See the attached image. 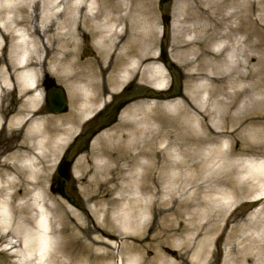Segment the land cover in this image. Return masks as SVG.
<instances>
[{"label": "bare ground", "instance_id": "1", "mask_svg": "<svg viewBox=\"0 0 264 264\" xmlns=\"http://www.w3.org/2000/svg\"><path fill=\"white\" fill-rule=\"evenodd\" d=\"M239 1L225 0L214 13H203L206 23L202 26L192 22L198 18V11L182 20L173 42V60L186 70L193 87L182 101L174 103L181 110V120L164 118L156 102L128 106L119 123L95 137L90 154L77 161L80 178L89 179L88 199L94 206L91 214L96 225L89 229L73 210L59 216L48 209L43 192L34 189L35 181L46 178L48 168L40 165L51 157L50 152L55 161L78 133L77 127L90 126V119L108 104L107 99L135 74L156 90L166 88L165 70L149 63L156 58L152 53L157 41L147 18L152 12L151 3L0 0V49L5 37L11 39L6 68L0 70V95L14 79L23 97L18 114L7 119L8 126L21 131L22 139L6 150L8 154L0 161V241L6 243L2 255L13 251L10 256L18 258L16 264H99L104 259L113 264L110 242L120 241L115 246L120 264H216L207 260L211 240L204 238L200 229L159 227L151 236L143 235L128 245L127 237L144 229L142 221L148 207L134 213L125 208L116 212L118 201L112 194L115 179H162L165 174L161 169L170 171L166 175L170 179H207L203 174L213 159L225 166L230 156L254 153L249 146L244 147L241 134L249 127H264V116L244 121L228 113L237 98L248 92L240 84L252 74L249 63L245 68L236 60L240 45L232 40L234 34L243 31L242 17L239 11L216 17L227 6L238 9ZM231 18L237 19L234 26L226 24ZM79 30L94 38L97 50L106 52L109 44L105 64L85 61L79 66L71 50ZM99 30L103 35H98ZM190 33L195 35L193 40L187 39ZM129 45L138 46V50H130ZM226 51L229 57L221 59ZM243 55L246 60L252 58L245 52ZM225 63L234 67L230 93L216 76ZM44 64L59 82L65 80L73 90L71 109L64 116L43 111V89L38 91L37 83ZM242 66L245 74L239 70ZM202 79L207 83L195 84ZM203 93L207 98L200 105L196 100ZM262 140L260 148L264 147ZM163 141L167 146L160 150ZM222 141L239 148L230 153L223 151ZM210 145L214 147L207 148ZM258 170L264 179V167ZM74 172L78 173L76 169ZM98 179H105L102 186ZM16 189L21 192L20 198ZM174 238L182 239L174 246L177 250L165 247ZM194 248L192 259L189 255Z\"/></svg>", "mask_w": 264, "mask_h": 264}, {"label": "rangeland", "instance_id": "2", "mask_svg": "<svg viewBox=\"0 0 264 264\" xmlns=\"http://www.w3.org/2000/svg\"><path fill=\"white\" fill-rule=\"evenodd\" d=\"M116 1L133 4L141 2V0ZM143 1L146 5L148 2L151 3L152 12L147 18L152 27V29L150 28L151 33L157 36L156 48L152 53L156 58L149 63L154 66L159 65L165 70L167 83L165 90L158 92L147 81L141 80L139 75L135 74L129 82L111 95L112 98L107 99L108 104L97 114L98 118L95 123L88 127L85 124L83 129L81 126L77 127L80 137L70 147L71 143L65 146L55 161L52 160L54 153L50 152L51 157L43 160L40 165L48 168L46 178L35 181L36 188L34 189L43 192L48 209L56 212L59 216L73 210L79 216L80 223L89 229L96 225L91 214L94 206L93 201L88 199L90 188L87 181L89 179L80 178L79 162L77 161L90 154L91 143L95 137L119 123L120 116L128 106L141 102L147 104L156 102L160 105L158 111L164 118L168 120L183 118L181 110H178L174 103L182 101L190 93L193 84L188 83L190 80L186 78V70L173 60L175 54L173 42L183 26V19L189 18L195 14V11H198V18H193L192 22L202 26L206 23L203 13H214L225 2V0H171L168 4L161 5L159 0ZM239 2L241 5L238 9L227 6L223 13H219L216 17L221 19L222 16L235 11H239L238 13L242 17L243 31L234 34L232 40H237L240 45L236 60L241 62L244 67L246 62L249 63L252 74L243 79L240 84V88L246 89L248 92L237 98L234 107L228 113L237 120L245 121L248 118L250 120L264 116V0H240ZM162 15L169 17V25L165 27L163 36ZM234 23H237V19L231 18L226 24L234 26ZM100 34L99 30L98 35ZM129 35L127 33L128 38ZM75 36L77 38L75 47L71 50L79 66L85 61H94L100 66L108 61L110 54L108 43L105 52L97 50L94 38L84 31L79 30ZM187 36V39L193 40L195 35L190 33ZM10 41V38L5 37L2 42L0 70L6 68ZM218 43L219 41L215 42V44ZM128 48L134 51L138 50V46L131 47L129 45ZM244 52L252 57L253 61L246 60ZM228 57L229 52L226 51L222 53L221 59ZM42 58L47 63V55L45 56L43 53ZM243 66L239 70L245 74L246 69ZM233 68L227 63L221 64L216 74L217 78L224 82L225 90L228 93L232 92L230 82L234 76L233 73L231 74ZM45 79L53 81L65 91L68 101L67 111L59 117L68 114L72 105L71 97L74 94L72 88L65 85V80L59 82L57 76L49 72L47 64H44L40 71L37 90L41 89L39 84ZM11 83L12 86L4 88L0 95V121L1 127H3L0 129V161L8 154L5 152L6 150L22 139L21 131L8 126L9 118L18 114L23 103V97L19 93V87L15 80L13 79ZM198 83L206 84L207 81L202 79L195 84ZM206 98V93H203L196 103L201 105ZM25 114L30 117V114L26 112ZM262 138H264L263 126L244 129L241 141L244 143V147L249 146L254 153L230 156L228 157L230 161L225 166H220L221 162L213 159L211 164H208L207 172L203 174V177L205 175L207 179H170L166 177L168 169H161V172L165 174L162 179H115L112 196L118 201L114 209L116 212L125 208L127 212L134 213L148 207L146 219L144 222L142 221L144 229L132 234L131 238L127 237V244L131 245L133 239H139L143 235L151 236L155 228H181L184 226L191 230L200 229L202 235L205 234L204 238L211 240L208 261H215L216 264H264V179L259 175L261 170H258L259 166L264 167V147H259V144L263 142ZM166 146L167 143L163 141L158 148L161 150ZM220 146L223 151L228 153L239 148V146L225 141H222ZM213 147V145L207 146V148ZM62 156L71 164V180L66 185L59 187L56 183V168ZM75 169L78 173L74 172ZM257 175L259 178L254 179L258 177ZM104 180L98 179L101 186ZM16 191L20 198V190L16 189ZM59 192L61 193L59 194ZM192 236L195 238V235ZM218 236H221V239H217ZM201 238V236L198 237L197 243ZM104 240L107 241V239ZM181 240L170 239L165 247L177 250L174 246ZM110 243L113 245V249H109L113 255V264H120L115 248L120 245V241ZM148 243L142 242L143 245ZM5 247L6 243L0 241V251ZM126 247L128 248V246ZM144 251L146 252V249ZM195 251L196 248L191 251L190 258L195 259ZM12 252L6 255L0 253V264H16L18 258L10 256ZM99 264H110V262L104 259ZM128 264H132V262Z\"/></svg>", "mask_w": 264, "mask_h": 264}, {"label": "water", "instance_id": "3", "mask_svg": "<svg viewBox=\"0 0 264 264\" xmlns=\"http://www.w3.org/2000/svg\"><path fill=\"white\" fill-rule=\"evenodd\" d=\"M161 1L163 4L169 2V0H161ZM163 19H164V23L168 24V18L163 17ZM46 102H47L46 111L48 113H53V114L61 113L66 106V99L64 92L59 88L52 90L47 94ZM69 169H70V164L68 162L61 161L58 165L57 173L65 181H69Z\"/></svg>", "mask_w": 264, "mask_h": 264}, {"label": "flooded vegetation", "instance_id": "4", "mask_svg": "<svg viewBox=\"0 0 264 264\" xmlns=\"http://www.w3.org/2000/svg\"><path fill=\"white\" fill-rule=\"evenodd\" d=\"M44 86H45V88H50L51 87V84L49 82H45L44 83Z\"/></svg>", "mask_w": 264, "mask_h": 264}]
</instances>
